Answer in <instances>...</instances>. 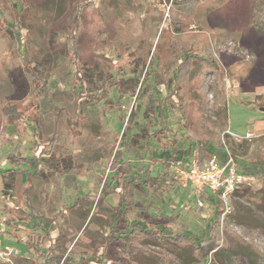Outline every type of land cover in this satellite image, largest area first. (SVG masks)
I'll list each match as a JSON object with an SVG mask.
<instances>
[{
    "label": "rangeland",
    "instance_id": "374dc122",
    "mask_svg": "<svg viewBox=\"0 0 264 264\" xmlns=\"http://www.w3.org/2000/svg\"><path fill=\"white\" fill-rule=\"evenodd\" d=\"M165 2L26 0V25L20 40L3 29L0 16V129L5 105H17L24 116L14 135L0 132V167H18L20 157H38L41 163L38 175L29 181V193H25L26 186L19 177L12 188L0 186V207L6 206L7 216L13 213L24 219L26 200L42 224V230L35 233L27 229L13 232L3 229L0 223V240L7 232L18 241V247H9L16 254L7 264H46L42 255L53 248L51 242L57 236L56 251L75 256L76 262L79 256H87L98 264L104 237L113 226L116 205L111 195L115 187L113 174L107 170L114 147L115 152L123 153V160L129 161L137 176L148 169L153 159L160 162L164 151L169 152L163 142L158 146L152 142V148L144 149L138 139L130 152L115 141L124 133L126 143L149 129L144 113L148 93L144 88L152 78L144 76L147 64L151 58V69L159 73L163 82L167 81L170 58L166 46L177 32L189 34L216 63V72L225 87L222 96L214 86V75L207 74L200 93L189 88L197 118L213 127L202 131L212 147L211 153L200 151L198 146L190 160L201 166L212 156L219 160L231 157L243 179L223 198L225 212L218 234L223 253L209 258L214 264H264V74L260 83L250 82L247 74L253 61L245 47L250 38L264 46V0H210L180 20H175L178 15ZM0 11L3 16L13 14L11 0H0ZM96 29L104 31L105 42L97 41L102 34ZM24 55L34 56L47 70L49 80L55 83L52 90L30 94L20 58ZM197 71L194 66L192 75ZM109 73L121 84L117 81L118 86L110 89L106 99L96 102L95 98L105 96L104 80ZM80 76L90 82L91 89L85 90L94 101L86 102L82 95L70 92L79 90ZM164 87L165 84L159 87L160 99L165 95ZM170 109L168 121L176 129L182 117ZM188 110L192 117L194 113ZM179 134L173 140L184 146L187 140ZM39 135L52 139L43 142ZM159 166H152L151 176L161 171ZM171 190L162 201L154 196L149 201L148 196L132 190L131 220L157 224L172 233L194 232L199 236L212 211L218 208V193L204 190L197 195L177 180ZM72 205L75 208L67 210ZM0 218L3 220L1 215ZM73 239L74 245L68 244ZM244 249H251L259 260L250 263L242 255ZM145 251L163 255L170 264L180 263L160 247H146ZM50 264L65 261L51 260Z\"/></svg>",
    "mask_w": 264,
    "mask_h": 264
},
{
    "label": "trees",
    "instance_id": "16d2710c",
    "mask_svg": "<svg viewBox=\"0 0 264 264\" xmlns=\"http://www.w3.org/2000/svg\"><path fill=\"white\" fill-rule=\"evenodd\" d=\"M166 1L165 4H169V10L178 15L175 20H180L182 17L192 15L202 4L208 3L210 0ZM11 2L13 4V14L10 13L9 16H3L2 11H0V16H2L5 25L3 29L10 33L12 37L15 38L16 36V38L20 40L21 29L26 25L24 22L26 0H11ZM11 16H13V18ZM175 22L182 24V21ZM96 32L102 34V36L97 38V41H101L102 43L105 42L104 31L96 29ZM192 39L193 38L187 33L177 32L174 33L168 41L166 47L170 58V74L167 76V81L165 82H163V78L160 77L159 73L151 69L153 64L150 58L147 64L149 69L144 75L152 78L144 88L148 93L146 96V108L144 113L146 121L149 123V125H147L150 130L147 129L142 134L130 137L126 143L124 142L126 135L123 133L120 139L118 138L115 141V143L120 141L123 147L130 152H133L131 151L132 146L135 145L138 139H141L143 144L142 148L144 149L152 148V142L157 143V146L159 142H163V146L168 148L167 150H169V152L165 153L164 151L166 156L164 157L166 159L162 157L160 162H154L153 159L148 169L141 173V176H137L135 174L136 172L132 170L129 161L123 160V153H119V151L115 152L114 147L113 153L110 156L109 167L107 168V170L113 174L111 180L114 182L113 184L115 187H113L111 195L116 198V205L113 208V226H111L112 229L106 236L107 250L111 249L113 254L117 256L112 259L111 257L108 258V260L111 259V264H114L115 261L117 264H170L161 254L148 253L146 255L144 253L146 252V247H160L164 249V251H168L169 254L177 258L180 262L179 264H206L207 258L218 256L223 253L221 245L218 242V234L219 222L222 220V215L225 212V204L219 197V200L217 199L218 208L212 211L211 218L207 221L205 231L199 236L195 235L194 232H168L160 228L157 224L153 225L150 222L139 219L132 221L129 215L132 210L129 202L130 199H132V190H136L138 193L148 196V198L154 196L152 198H155V200L162 201L165 193L172 191L171 189L175 186L172 168L176 165L189 162L193 151L196 150L198 146L202 152L211 153L212 151V147L206 139V134L202 131L203 129L212 130L213 127L206 121L203 123L200 122V118H197L196 105L190 100V94H192V92L189 88L192 87L194 91L199 92L200 85L207 74L214 75V86L217 92H220L222 96L225 93V87L216 72V70H219L215 69L217 66L216 63L211 60L199 44L195 45ZM20 58L24 67V75L30 84L29 92L32 96L41 95V93H46L48 90H52L55 87V83L52 84L49 80L50 77L47 70L40 66L34 56L24 55L20 56ZM194 66L198 67V71L195 75H192ZM110 74L111 73L107 74L108 77L104 80L107 84L105 96L100 95L98 99L95 98L96 102L105 100L110 89L113 86H118L119 81L116 80L114 75ZM80 80L81 85L79 86V90L72 91L70 89V92L76 95H82V100L86 102L94 101V99L90 97L91 94H89V90H87L89 93L85 90V87L91 89L90 82L88 80H82L81 76ZM164 84L165 95L160 99L161 93H159V87ZM134 87L136 86H133V89ZM170 107L182 117L176 129H172V125L168 121L167 110H171ZM188 108L194 113L192 117L188 115ZM151 119H155V122L151 123ZM22 120H24V116L17 105L9 103L2 108V126L7 134L14 135L17 130L16 128H18L17 126L20 125ZM128 123L127 120L125 123L126 128L129 127ZM181 129L184 131L182 132ZM179 133L183 134L182 138L185 139V141L187 140L186 143L188 142L187 144L185 143L184 146L176 144L173 140L180 135ZM39 138L43 139L40 135ZM46 139L50 140L52 137L45 136L43 142ZM225 159H218V161L223 163ZM18 160H20L21 166H25L21 167L19 165L20 168L16 170L12 168L1 169L2 185L4 189L12 188L17 176L20 178L25 176L26 183H28L25 187L27 189L25 193L27 194L30 192V189H28L30 187L29 181L31 178H35L38 175L37 170L41 163L38 161V157H20ZM154 165H160L162 168L161 171L158 170L157 174L153 177L151 176V172L154 170V168H152ZM150 200L149 198V201ZM24 204V208L22 209L25 215L24 219L12 213L4 219V223L14 230L20 226L27 225H31L33 230H40L41 224L38 223L39 217L35 216V213H33V206L28 205L29 203L26 200ZM71 208L70 210H73L75 205ZM3 212L9 213L7 209H4ZM158 212L161 213L162 209L159 208ZM242 255L250 263L260 258L251 249H244ZM225 256L227 258L226 260L230 261V254L226 253ZM92 262L93 261L90 259L82 258L79 259L78 264H92ZM207 263L214 264L215 262L212 258H209Z\"/></svg>",
    "mask_w": 264,
    "mask_h": 264
},
{
    "label": "built area",
    "instance_id": "2783aa9c",
    "mask_svg": "<svg viewBox=\"0 0 264 264\" xmlns=\"http://www.w3.org/2000/svg\"><path fill=\"white\" fill-rule=\"evenodd\" d=\"M172 169L175 180L182 187H189L197 195L204 193V190L212 194L218 193V197L222 201L243 180L242 176L238 174L235 162L231 157H227L223 163H220L215 156H212L204 160L201 166L192 159L185 164L176 165ZM12 254H16V251L7 247L3 249L0 247V262L11 263L10 257Z\"/></svg>",
    "mask_w": 264,
    "mask_h": 264
},
{
    "label": "crops",
    "instance_id": "0c3cea01",
    "mask_svg": "<svg viewBox=\"0 0 264 264\" xmlns=\"http://www.w3.org/2000/svg\"><path fill=\"white\" fill-rule=\"evenodd\" d=\"M245 47H246V50L249 53V56L251 57V60L253 61L250 64L249 68H248L247 77H248V79H250V82H259L260 83L262 81V76L264 74V46H263V44H260L259 41H257V39L250 38L249 42L245 44ZM3 130H4V128H3L2 122H1L0 132L3 133ZM20 166H21V164H20ZM24 166L25 165H22L21 167H24ZM4 168H7V169L8 168H12L13 170H16V169H18L20 167L18 166V167L13 168L10 165L8 167H0V186H2V176H1L2 170L1 169H4ZM17 178H18V176H17ZM20 179L23 181L22 184L24 186H27L28 183H26L25 176L21 177ZM73 206L74 205H72L71 207H73ZM5 207H6L5 205H3L2 208L0 207L1 208L0 215L3 217V220H1V218H0V223H2L3 226H1V227L3 229H5V227H7L10 231H13V232L22 231V230L25 232L26 229L29 230V231H33V228L31 227V225L30 226L29 225L20 226L19 228L15 229V230L13 228H11V227H8L6 225V223H4V219L7 217L6 213H3V210L6 209ZM71 207H69V209H67V210H70ZM70 211H72V210H70ZM88 219H89V217L87 218V220ZM38 223H40L39 222V218H38ZM41 230H42V224L40 226V230H38V231L35 230L36 231L35 233H39V231H41ZM106 236H107V234L104 237V243L105 244H104V247H103L102 254L100 255V259H99L98 264H111L112 263L111 259L113 257H117V256H115L113 254L111 249L107 250V247H106V245H107ZM57 237L51 242V244H53V248L50 247V248L46 249V251H44L45 253L42 255V257L45 256L44 260L42 261L43 263L50 264L51 260H56L57 262L62 261V263H63V261H65V264H78L79 263V259H82V258H87V259L92 260L91 258H88L87 256L86 257L79 256L78 259H77L78 262H76L75 261V256L73 257V255H70V257H69L67 255H64L61 252L59 253V251H56L55 246H54ZM1 238H2L0 240L1 249L5 248V247H7V248H9V247L15 248L16 246L18 247V244L16 243L18 241L15 240V237L12 236L11 234H8L7 232H4V236L3 237L1 236ZM69 243L74 245V239L71 242L69 241L68 244ZM21 253H22V250H20V254ZM144 253L146 255L148 254L146 252H144ZM110 257H111V259L108 260V258H110ZM0 264H7V263L0 262ZM92 264H97V263H95V261H93ZM114 264H117L116 261L114 262Z\"/></svg>",
    "mask_w": 264,
    "mask_h": 264
}]
</instances>
